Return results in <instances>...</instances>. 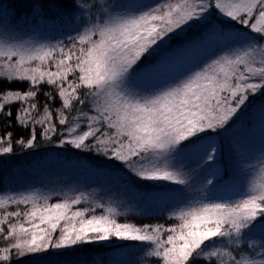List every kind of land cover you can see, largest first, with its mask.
Masks as SVG:
<instances>
[{"label":"snow or ice","instance_id":"snow-or-ice-1","mask_svg":"<svg viewBox=\"0 0 264 264\" xmlns=\"http://www.w3.org/2000/svg\"><path fill=\"white\" fill-rule=\"evenodd\" d=\"M61 2L67 0H33L32 13L42 16L46 3L58 7ZM71 4L83 27L67 42H38L0 28V82L28 83L23 92H0V117H12L11 106L18 104L16 125H33L15 144L35 147V125L51 140L58 123L65 126L60 147L94 152L109 164L124 165L140 181L187 185L172 158L191 150L203 162L214 161L215 143L204 134L224 129L250 97L264 94V0ZM214 16L246 30L233 48L158 90L134 83L141 71L151 70L138 65L154 47L186 27L211 25ZM44 85L51 89L43 92L47 100L59 98L55 116L47 103L35 115L34 101ZM12 136L0 135V156L13 153ZM249 170L252 179L237 199L189 202L171 213L178 222L171 226L120 222L126 213L86 193L55 203L36 191L0 195V237L10 241L0 247V264H13V256L17 264L25 257L32 264H70L62 258L114 241L146 245L145 257L157 264H264V160ZM82 202L90 206L74 209ZM10 205L27 207L9 211Z\"/></svg>","mask_w":264,"mask_h":264},{"label":"trees","instance_id":"trees-1","mask_svg":"<svg viewBox=\"0 0 264 264\" xmlns=\"http://www.w3.org/2000/svg\"><path fill=\"white\" fill-rule=\"evenodd\" d=\"M0 1L8 4L10 12L8 10L7 16L3 17V21L11 24L8 32L14 36L24 39L34 38L41 42L55 43L57 40L67 42L68 36H74L76 31L83 27L79 20L80 13L73 7L72 10L74 11L70 9L71 0L61 2L58 6L59 8H54L52 3H46L44 11H49L48 14L42 17L39 14L33 15V0ZM100 2L107 4H129V2L154 4L157 0H114L113 2L100 0ZM93 13L95 14V10H93ZM30 17L33 19L27 20ZM55 17L67 23H73L74 19H76L80 22V25L75 28H69L68 25L64 26L59 22L56 23V20L52 19H55ZM17 20L24 21L17 26ZM213 20H217L214 25H217L224 35L213 40L210 49H205L200 53L195 51L190 56L184 53L182 54V59H185V61H181L179 71L173 74L168 73L166 77L161 78V81H156L160 75H156L155 78L147 75L142 78V82L136 80V85L145 91L158 90L156 88L157 82L161 83L167 79H173L178 74L183 77L186 73L202 67L209 59L227 51L228 40L231 42L238 41L236 38L238 36L242 37L246 31L243 26L236 25L234 22H224L222 17L214 16L211 22ZM27 21L34 24L28 28L27 25L29 23ZM47 23L54 25V27H46L45 24ZM206 27H209V25L201 24L194 27H186L184 31H191H188L185 36L180 38L179 36L183 32L178 31L171 36V39H166L163 43L154 47L150 54L145 55L138 68L152 66L153 63L148 64L147 59L155 57L157 51L164 46L172 44L167 48L170 51L166 56L167 58L171 57V51H173L176 44H179L182 48L187 44L200 47V44L205 40L206 33L211 34L210 30L212 29L210 28L204 32L202 37L200 36L203 30H206ZM167 83L170 84L172 82ZM150 86H154V89ZM27 88V82H0V92L5 89H18L23 92ZM50 90L47 85L41 87L40 93L34 101L38 104L35 115L39 116L43 110V105L47 103L55 116L56 109L60 107L59 98L47 100L43 95L44 91ZM17 107H19L18 104L11 106L12 117H0V135L5 131L12 132L14 145L12 154L0 156V195L36 191L41 194L51 195V200L49 201L51 203L63 199L65 195L74 196L79 193H86L92 200L106 205L111 204L117 207L120 212L126 213V215L118 217L120 222L131 220L132 223L137 225L162 224L171 226L178 223L172 218L171 213L188 205L189 202L198 199H205L208 202L237 199L252 179L249 166H258V162L264 160V94L250 97L249 102L238 111L224 129L216 133L204 134L213 137L212 141L217 149L214 161L203 162L200 160L199 155L193 154L191 150L175 155L172 158V166L177 163V168L181 169L188 177L189 182L187 185L133 180L132 173L122 164H109L103 156L94 152H84L75 149L68 144L62 147L58 146V141L61 139V133L64 132L65 126L59 125L55 119L53 123H57V132L52 135L51 140L44 139L40 135L43 130L42 127L35 125L36 146L28 149L22 148L15 144V141L22 137L27 138L33 125L30 124L27 128H21L16 125L15 115ZM84 110L90 112V108H85ZM74 115H76L75 110L69 114L70 117ZM85 127L86 122L82 121L80 130L83 131ZM186 156L191 159L190 162L186 160ZM74 162H83L103 169L104 179L102 178L101 181H104L108 186L102 187L100 190L94 188L93 193L90 189L93 184L91 183L85 192L78 191L75 183L76 178L74 179V175L69 172V165H73ZM214 172H222L223 176H230L235 181L232 183L226 178L220 184L208 185L207 180L211 179ZM63 177H66V179ZM122 191H124L122 199L125 201L120 202L115 198V194H120ZM130 193L139 196V200H142L140 197L147 196L142 202H136L132 196H126ZM89 206L88 203L82 202L73 207L76 209ZM17 207L23 210L27 206L10 205L8 210L15 211ZM97 210V214L102 211V209L100 211ZM4 227L6 231L7 228L6 226ZM4 242L5 240L0 237V247H4L2 245ZM6 242L8 243V241ZM146 249V245L138 242L114 241L111 245L107 243L89 245L62 259L70 262V264H96L97 261H103L104 264H157L155 258L145 257ZM19 264H32L31 258H22L19 260Z\"/></svg>","mask_w":264,"mask_h":264},{"label":"rangeland","instance_id":"rangeland-1","mask_svg":"<svg viewBox=\"0 0 264 264\" xmlns=\"http://www.w3.org/2000/svg\"><path fill=\"white\" fill-rule=\"evenodd\" d=\"M110 1L113 2L114 0H110ZM52 6L54 8H59L57 6H54L53 4H52ZM70 9L72 10V5H70ZM8 10L10 12L8 4L5 3V2L0 1V28H6L7 30L10 29L11 24L9 22H7V21L4 22L3 21V17L7 16ZM48 11H44V14L42 16H45L46 14H48ZM72 11H74V10H72ZM39 16L42 17L41 15H39ZM8 17H10V16H8ZM29 19H33V18L30 17L27 20H29ZM52 19L54 21L56 20V23L59 22V23H61L64 26L68 25L69 28H75L78 25H80V22L77 21L76 19H74L73 23H67L64 20L57 19V17H55V19L54 18H52ZM22 21H24V20H17L16 21V25L17 26L21 25ZM28 23H29L27 25L28 28H30L31 25L34 24L33 22H28ZM215 23H217V20H213L211 22V25H209V27H206V30H203V32L201 33L200 36L202 37L204 32H206L210 28L212 29V30H210L211 34H207L206 33V36L204 38L205 40H204V42H202L200 44V47L192 46L190 44H187L186 46H184L182 48V46H180L179 44H176V46L174 47L173 51H171V57H169V58L166 57L169 54V52H170V51H168L169 49H167V48H169V46H171L172 44L160 48L157 51V54H156L155 57L147 59L148 64H152L153 63L152 66L138 68V70H145L146 68L151 69L149 71H141V77L143 78V77H145L147 75H151V76H153V78H155L156 75H160V77L156 81H161V78L164 77V76L166 77V75L168 73H172L173 74V73H175V72L180 70L179 66H181V61H185V59H182V54L186 53V54H188L190 56V54L191 53H195V51L200 53V52L204 51L205 49H207V50L210 49V47L212 46L213 40H215L217 37H221L222 35H224V33L220 31L219 27L217 25H214ZM45 26L46 27H54V25L52 26L49 23L45 24ZM188 31H191V30H185V31L183 30V33L179 36V38L182 37V36H185L188 33ZM32 40L41 42L40 40H37V39H34V38H32ZM208 42H211V43H208ZM228 43H229L228 47H226L227 51L229 49L233 48L238 43V41L231 42L230 40H228ZM188 73H186L185 75H187ZM142 78L139 79V81L142 82ZM180 78H182V76L178 74L173 79H167V80H165L164 82H161V83L157 82L156 83V88L159 89L161 87H164V86H167V85H170V84H174L176 82V79H180ZM167 82H172V83L168 84ZM134 83L136 84V81H134ZM150 87L154 89V86H150ZM212 140H213V137H212ZM205 143H208V141H205ZM186 160L189 161V162L191 161V159L189 157H187ZM84 162H85V160H84ZM173 167L177 168L178 164L174 163ZM69 172L72 175H74V179L76 178L75 179V183H76V186L78 187V191H80V192H85L87 190V187L91 183H93V184L91 185L90 189H91V191L93 193H94V188L96 190H100L102 187L105 188L106 186H108L104 181H101L102 178L104 179L103 169L98 168L96 166H92V165H89V164H86V163H83V162H74L73 165H69ZM63 178L66 179V177H63ZM226 178L229 179L232 183L235 181L234 178H231L230 176H223L222 172H219V173H215L214 172L213 176L211 177V179L213 180L212 184H216V183L220 184L221 181H224V179H226ZM132 179L133 180H137V178H135L133 176V174H132ZM145 182H147V181H145ZM149 182H151V181H149ZM123 193H124V191H122V193H120V194H115V198L118 199L120 202L125 201L124 199H122V197H124ZM126 196H132V198L136 202H142L143 200H145L144 198H146L147 195H144L143 197H140L142 200H139V196L135 195L134 193H130V194L126 195ZM55 202H57V201H54V202H51V203H55ZM132 204H133V202H132ZM97 211H100V209H98ZM125 222H132V221L131 220H126ZM9 242L10 241H8V243ZM6 243L7 242L5 241L2 245L5 246ZM138 243H140V242H138ZM20 259H22V258H20ZM15 263H17V258L15 256H13V264H15Z\"/></svg>","mask_w":264,"mask_h":264}]
</instances>
